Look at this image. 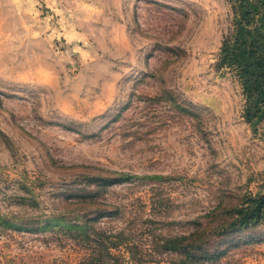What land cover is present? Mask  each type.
<instances>
[{
  "label": "rangeland",
  "instance_id": "rangeland-1",
  "mask_svg": "<svg viewBox=\"0 0 264 264\" xmlns=\"http://www.w3.org/2000/svg\"><path fill=\"white\" fill-rule=\"evenodd\" d=\"M239 4L0 0V264H264Z\"/></svg>",
  "mask_w": 264,
  "mask_h": 264
},
{
  "label": "trees",
  "instance_id": "trees-1",
  "mask_svg": "<svg viewBox=\"0 0 264 264\" xmlns=\"http://www.w3.org/2000/svg\"><path fill=\"white\" fill-rule=\"evenodd\" d=\"M240 4L235 11L240 14L238 19H235L234 39L228 43L224 42L223 58L231 65H235L242 78L244 90L257 93L256 98L264 97V59L263 53L261 57L257 55L258 47L253 44L252 30L247 27L243 20L248 21L250 14L255 8V4L247 2V0H239ZM236 15V13H235ZM226 45V47H225ZM264 106V105H262ZM261 106L255 101H250L246 104L245 115L251 118V115L256 112V108ZM252 204L245 207L248 211L246 218L249 216H264V196L257 195L252 198Z\"/></svg>",
  "mask_w": 264,
  "mask_h": 264
}]
</instances>
